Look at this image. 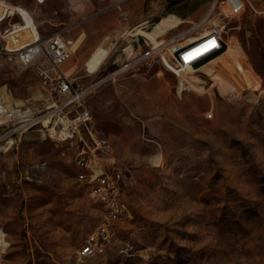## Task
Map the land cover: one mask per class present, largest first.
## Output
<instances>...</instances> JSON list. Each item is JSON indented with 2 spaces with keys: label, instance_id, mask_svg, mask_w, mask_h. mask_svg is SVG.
I'll return each mask as SVG.
<instances>
[{
  "label": "rangeland",
  "instance_id": "1",
  "mask_svg": "<svg viewBox=\"0 0 264 264\" xmlns=\"http://www.w3.org/2000/svg\"><path fill=\"white\" fill-rule=\"evenodd\" d=\"M7 1L31 21L15 11L21 43L73 39L60 68L86 91L68 115L89 111L90 166L115 190L94 192L76 145L1 126L0 264H264V0ZM212 29L222 49L179 76L172 47ZM49 69L0 53V91L43 107ZM111 202L114 241L82 256Z\"/></svg>",
  "mask_w": 264,
  "mask_h": 264
},
{
  "label": "built area",
  "instance_id": "2",
  "mask_svg": "<svg viewBox=\"0 0 264 264\" xmlns=\"http://www.w3.org/2000/svg\"><path fill=\"white\" fill-rule=\"evenodd\" d=\"M233 3L236 4L234 10H239L244 5L243 0H235ZM15 14L17 13L6 5L0 7V53H13L17 61L22 64H29L35 58L44 56L50 65V69L40 71L41 81L48 83L49 89L45 94L46 104L40 108H37L34 104H14L8 99L9 95L5 90L0 91V127L6 126L8 128L4 137L10 136L12 133L21 134L41 126L47 132V135L56 142L76 145L78 148L75 157L76 164L89 168L92 171L91 178L100 180V184L94 192L114 191L115 189L108 181L107 176L97 174L96 170L90 166L91 158L87 156L89 147L81 132V125L89 130L88 124L91 121L89 111L85 108H75V115H68L67 106L72 105L86 91V89L77 88L60 68L61 64L71 55L74 44L73 39L58 31L26 45H19L15 49L14 47H7L8 33L13 31L15 27H19L21 23V21H14ZM209 35L207 38L202 36L192 42L199 41L194 47L201 45L205 48L206 45V47L213 48L223 43L218 29H212ZM188 45L184 46L183 49ZM186 51L178 52V55L183 64H190L191 62L186 61L183 56ZM178 63L181 64L179 58ZM2 139L4 138H0V143ZM8 142L10 141L5 143ZM108 209L105 218L96 225L94 231L81 246L80 254L82 256L91 257L101 254L105 251L106 246L114 241L115 230L112 225L118 219L120 210L114 202L109 204Z\"/></svg>",
  "mask_w": 264,
  "mask_h": 264
},
{
  "label": "crops",
  "instance_id": "3",
  "mask_svg": "<svg viewBox=\"0 0 264 264\" xmlns=\"http://www.w3.org/2000/svg\"><path fill=\"white\" fill-rule=\"evenodd\" d=\"M37 1V0H36ZM47 1L48 0H45V7H43L42 9H40L41 11L42 10H47V9H57L56 7H54V6H48L47 5ZM37 3H40V2H38L37 1ZM43 3V2H42ZM43 3V4H44ZM41 4V3H40ZM15 6H17L18 7V9L17 10H22V7L21 6H19V5H17V4H14ZM31 10V9H30ZM24 11V10H23ZM33 13H35V10H31ZM53 16L52 15H49L48 17H46L47 19H50V18H52ZM29 18V17H28ZM46 18H43V19H46ZM41 21H42V19H41ZM35 22H36V25H37V29H38V26H39V21L38 20H35ZM29 23H31V21H30V19H29ZM60 32V31H59ZM209 32L210 31H206V32H204V33H202L200 36H198V37H195V38H193V39H191L190 41H188V42H186V43H177L176 44V48H181V47H183L184 45H186V44H189V43H192V42H194L195 40H197L198 38H200V37H202V36H206V35H208L209 34ZM195 44V43H194ZM194 44H192V45H194ZM191 45V46H192ZM222 49V44H219L215 49H212V51H205V50H203L202 49V47L200 48V46L199 47H195V48H193V49H191L188 53H186L185 54V59H190V60H192L193 62H192V64L191 65H188V66H177L175 69L178 71V74H179V76H186V75H188L189 73H192V71L195 69V67L198 65V64H200V62H202V61H204V60H208V58H210V56L215 52V51H217V50H221ZM228 51L229 52H233V55H234V57L235 58H237V57H240V55H239V50H238V48H237V46L236 45H233V46H229L228 48H227V54H228ZM213 59L214 58H211V59H209V61H207V62H205V63H203V65L205 64V65H207L208 67H210L211 65V61H213ZM216 62H220V59H218ZM200 67V66H199ZM192 76V75H191Z\"/></svg>",
  "mask_w": 264,
  "mask_h": 264
},
{
  "label": "bare ground",
  "instance_id": "4",
  "mask_svg": "<svg viewBox=\"0 0 264 264\" xmlns=\"http://www.w3.org/2000/svg\"><path fill=\"white\" fill-rule=\"evenodd\" d=\"M229 2V1H228ZM230 4V3H229ZM2 5H6V6H8L11 10H14V12L15 11H18L19 13H21L24 17H25V22L27 21L28 23H29V18H28V16H26L23 12H22V10H17L18 9V7L17 6H15L13 3H11V2H9V1H7V0H0V7L2 6ZM231 5V4H230ZM235 6H236V4H234V6L233 5H231V7L233 8V9H235ZM21 27H22V22L20 23V25H19V27H15V29L13 30V31H11V32H9L8 33V35H7V47H14V49L17 47V46H21V45H26V44H28V43H31V42H33V41H35V40H39L40 38H42V37H37V36H34L33 37V39L31 40V41H28V42H25V43H21V40H20V36L18 35V34H16V32L17 31H19L20 29H21ZM183 35V34H182ZM210 35L208 34V35H206L205 36V38H207V37H209ZM179 37H176L175 39H178ZM16 40V41H15ZM197 42H199V41H197ZM197 42H195V44H197ZM190 44V43H189ZM192 44H194V43H192ZM192 44H190V45H188V44H186V45H188L187 47H185L184 49H183V47L184 46H186V45H184L183 47H181V48H176V47H172V48H176V51H179V53L180 52H183V51H186L187 49H188V51H186V53H188L191 49H193V48H195L194 47V45H192ZM192 45V46H191ZM200 46V48L202 47L201 45H198V46H196V47H199ZM193 47V48H192ZM216 47H209V46H207L206 47V45H205V48L204 47H202V49L203 50H205V51H212V49H215ZM186 53H184V59H185V54ZM178 58H179V60L181 61V64L179 65V66H188V65H191L192 64V60H190V59H185L186 61H188V62H191L190 64L188 63V64H183V62H182V59L179 57V55H178ZM162 59H163V57H162ZM164 60V59H163ZM226 89H228V90H230V88L228 87V88H226ZM231 89H232V87H231ZM231 94V93H230ZM8 96V95H7ZM9 97V96H8ZM0 235H1V233H0Z\"/></svg>",
  "mask_w": 264,
  "mask_h": 264
}]
</instances>
